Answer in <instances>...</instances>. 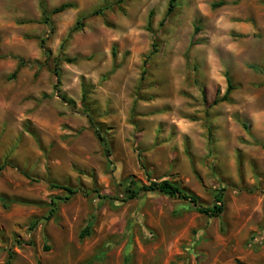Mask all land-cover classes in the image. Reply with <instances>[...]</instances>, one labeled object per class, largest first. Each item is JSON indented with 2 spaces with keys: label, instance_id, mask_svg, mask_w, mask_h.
<instances>
[{
  "label": "rangeland",
  "instance_id": "rangeland-1",
  "mask_svg": "<svg viewBox=\"0 0 264 264\" xmlns=\"http://www.w3.org/2000/svg\"><path fill=\"white\" fill-rule=\"evenodd\" d=\"M218 1L0 0V264H264V130L230 118L264 108V0ZM159 179L225 211L129 198Z\"/></svg>",
  "mask_w": 264,
  "mask_h": 264
},
{
  "label": "trees",
  "instance_id": "trees-1",
  "mask_svg": "<svg viewBox=\"0 0 264 264\" xmlns=\"http://www.w3.org/2000/svg\"><path fill=\"white\" fill-rule=\"evenodd\" d=\"M122 1L123 0H117V3H121ZM175 1L176 0H169L166 15H169L173 11ZM224 4H225V2L221 0V1L213 3L212 7H219V6H222ZM41 6H42L41 21L45 24L50 25V18H49L50 13L55 14V13L63 12L66 9L75 7V4L72 2L62 3V4L52 8L50 13L47 12V10L43 6V4ZM101 11H102V8L97 9L94 12H92V15L100 14ZM87 17H88L87 15H84V16H81L80 18H78L77 25L82 26L83 20ZM151 17H152V12H150V14H149V23H150ZM163 22H164V20H162L160 22V25H162ZM74 29L78 30L80 28H79V26H76ZM196 30H198V28H196ZM44 44H45V39L42 38L41 39V47L45 49L44 52L46 55H48V54H50V51L45 48ZM112 55H113V57H115V51H113ZM68 61H71V60H68ZM54 75H55V79H56L57 84L60 83V75H59L58 69H56L54 71ZM225 76H226V80H227L226 91L221 98L214 100V104L218 103L219 101H229V95L232 92V90L234 89V86L232 84V78H231L229 72H226ZM81 100H82V103L85 104V102H86L85 91L82 92ZM89 122L92 123L91 116H89ZM211 139H212V136L209 133V136H208L209 143L211 142ZM262 147L264 148V144H262ZM5 166H6V164H0V172L5 168ZM54 187L59 188V189H64L67 192L66 199L70 198L71 195H74L77 192V189H74V188H71V187L65 186V185L64 186L63 185H55ZM94 191L99 193L97 189ZM129 191H130L129 198H135L141 192L159 191V192L164 193L166 195H169L171 197H175L178 199H183V200L189 201L190 203L194 204L198 208L199 212L206 214L208 216H220L225 211L224 202H223L221 197L217 198V200L213 204V206H210V207L209 206L208 207L203 206L200 202L199 196L196 193H194L193 191H191V190L183 187L182 185H180L174 181H171L169 179L150 180L149 183L142 184L139 188L131 189ZM98 195H100V194H98ZM53 203L55 204V202H53ZM88 229L89 228L87 227V228L82 230L81 237H83L88 232ZM46 249H48V247Z\"/></svg>",
  "mask_w": 264,
  "mask_h": 264
},
{
  "label": "crops",
  "instance_id": "crops-1",
  "mask_svg": "<svg viewBox=\"0 0 264 264\" xmlns=\"http://www.w3.org/2000/svg\"><path fill=\"white\" fill-rule=\"evenodd\" d=\"M239 117L242 121V125H248L250 129L253 130H264V108L254 109L252 111H246L245 109H241L240 113H230V118ZM261 146V145H260ZM262 147V146H261ZM264 150V148L262 147ZM264 156V154H262Z\"/></svg>",
  "mask_w": 264,
  "mask_h": 264
}]
</instances>
